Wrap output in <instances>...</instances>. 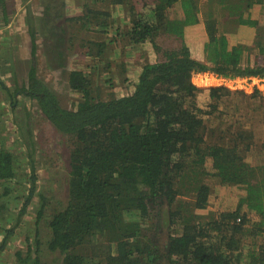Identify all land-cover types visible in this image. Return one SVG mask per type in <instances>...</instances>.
Returning a JSON list of instances; mask_svg holds the SVG:
<instances>
[{
	"label": "trees",
	"instance_id": "obj_1",
	"mask_svg": "<svg viewBox=\"0 0 264 264\" xmlns=\"http://www.w3.org/2000/svg\"><path fill=\"white\" fill-rule=\"evenodd\" d=\"M43 1L39 23L46 53L64 66L65 46L78 37L76 48L90 62L69 72L75 97L65 108L37 75L38 36L29 28L33 63L20 92L37 100L42 115L68 137L70 179L66 204L45 213L35 167L27 172L1 144L0 227L9 220L2 215L7 201L19 203L14 209L22 215L38 196L35 225L43 222L49 232L46 242L37 239L26 253L16 251L18 264H40L47 253H59L53 260L61 264H264V241L258 244L264 234V161H248L254 131L228 120L220 108L235 91L212 86L203 109L197 103L202 89L193 82L203 72L225 79L264 75V23L255 16L258 4L264 11V0H76L77 14H66V0ZM110 6H122L127 20L113 18ZM8 7L0 0L5 24ZM200 25L204 34L198 38ZM170 37L175 46L161 44ZM191 37L202 59L194 56ZM144 43L152 44L156 59L142 66L133 89L107 91L91 62H106L108 69V47L121 44L128 53ZM260 95L256 89L252 97ZM210 178L241 187L245 194L235 208L201 212L209 208ZM15 225L6 228V237L0 233V252L10 235L17 236Z\"/></svg>",
	"mask_w": 264,
	"mask_h": 264
},
{
	"label": "rangeland",
	"instance_id": "obj_2",
	"mask_svg": "<svg viewBox=\"0 0 264 264\" xmlns=\"http://www.w3.org/2000/svg\"><path fill=\"white\" fill-rule=\"evenodd\" d=\"M6 2L9 6L8 14L10 16V21L7 24L3 22L0 12V148L4 143L6 150L18 155L22 166L27 168V172L32 166L35 167L38 176L37 191L43 192L45 196V213L48 214L52 212V209L65 205L68 199L70 179L69 152L66 149L68 137L58 133L42 115L37 100L27 98L20 92L28 82L29 69L33 63L31 61L29 28L33 27L38 36L39 49L36 63H34L37 67V75L57 93L65 108L72 106V100L75 97L68 84L69 72L72 69H84L90 60L76 48L80 42L78 37H75L74 44L71 45L68 42L65 46L64 66L60 64L59 60L56 61L52 58L51 53H46L45 50L48 47L42 36L41 23H39L44 12L43 0H6ZM65 4L66 14L81 12L79 8L81 3L77 4L76 0H66ZM107 10L112 13L113 18H118L120 23L127 20L126 11L122 6H110ZM205 12L203 10V13ZM195 33L199 38V35L204 34V26L196 27ZM82 35L88 38L98 37L96 33L88 31H83ZM161 44L171 47L176 45V41L170 37L163 39ZM190 44L194 56L202 59L203 54L198 51L197 41L195 42L191 37ZM142 46L144 49L138 47L135 49L136 51L128 53L122 52L121 44L108 47V54L112 52L113 55L108 59L112 63L110 68L106 69L102 66L106 62L97 63L94 60L91 62L94 67L96 64L99 66L95 75L96 80H101L103 86L107 87V91H114L118 95H123L133 89L142 66L147 60L156 59L152 44L144 43ZM193 82L202 89L197 97V103L203 109L207 107L208 92L212 86H227L235 91V94L232 93L224 99L225 103L220 108L228 114V120L240 121L244 128L248 127L249 130L254 131V148L248 154V161L256 163L260 156L264 155V75L225 79L211 72H203L194 74ZM4 86L7 90L3 89ZM256 89H259L262 95L252 97ZM237 91H242L249 96L237 93ZM215 116L216 114L212 116V123L214 124L213 121H215V126H218L220 122L216 120ZM207 167H211L209 162ZM209 183L211 186L209 208L201 211L205 214L210 211L218 212L235 208L240 197L245 194L241 187L221 185L214 178H210ZM21 187L27 189L28 186L22 184ZM39 200V197L35 196L22 215L18 209H14L16 206L20 208L19 203L17 204L12 199L7 201L8 208L3 211L2 215H5V219L9 220H4L3 226L0 227V233L6 237V228L14 227L16 223L20 226L16 228L17 236L12 238L10 235L7 247L0 252V264H18L19 261L16 257L18 249H23L26 253L25 247L29 244L35 245L37 239L46 242L48 238L46 235L49 232L45 224L41 222L38 227L35 225L37 219L35 212L39 206ZM3 202L5 201L0 199V204ZM19 215L21 216L18 220ZM250 217L253 221L257 215ZM164 231L166 232L167 229ZM2 236H0V243L4 238ZM13 239L15 240L13 241ZM261 242V239H258V244ZM247 245L246 242L244 250L250 248ZM244 250L243 252H245ZM58 254L47 253V256L41 254L40 264H61V259L53 260L55 256L60 255Z\"/></svg>",
	"mask_w": 264,
	"mask_h": 264
},
{
	"label": "crops",
	"instance_id": "obj_3",
	"mask_svg": "<svg viewBox=\"0 0 264 264\" xmlns=\"http://www.w3.org/2000/svg\"><path fill=\"white\" fill-rule=\"evenodd\" d=\"M263 15H264V11L261 9V5L260 4H258L257 6H256V17H258V18H260V21H263V23H264V18H263ZM246 32L247 33H251V34H254V30L253 29H251V28H246ZM261 160L262 161H264V155L263 156H260V158L257 160V162L255 163V162H253V164L254 165H256V164H258L259 162H261ZM252 163V162H251ZM243 194H244V192H243ZM255 216L256 215V213H254V212H250V216ZM258 218L256 217L255 219H253V221H256ZM261 241H264V234L261 236ZM248 249H246L245 251H247Z\"/></svg>",
	"mask_w": 264,
	"mask_h": 264
},
{
	"label": "built area",
	"instance_id": "obj_4",
	"mask_svg": "<svg viewBox=\"0 0 264 264\" xmlns=\"http://www.w3.org/2000/svg\"><path fill=\"white\" fill-rule=\"evenodd\" d=\"M238 221H240V218H238Z\"/></svg>",
	"mask_w": 264,
	"mask_h": 264
}]
</instances>
